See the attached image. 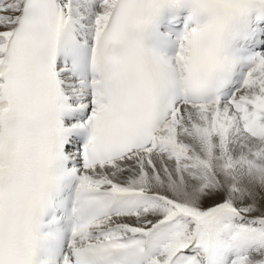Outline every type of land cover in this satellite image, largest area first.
I'll use <instances>...</instances> for the list:
<instances>
[{"label":"snow or ice","instance_id":"obj_1","mask_svg":"<svg viewBox=\"0 0 264 264\" xmlns=\"http://www.w3.org/2000/svg\"><path fill=\"white\" fill-rule=\"evenodd\" d=\"M0 264H264V0H0Z\"/></svg>","mask_w":264,"mask_h":264}]
</instances>
